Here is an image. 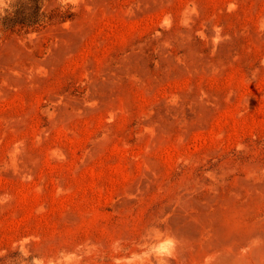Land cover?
Returning <instances> with one entry per match:
<instances>
[{"label": "rangeland", "instance_id": "obj_1", "mask_svg": "<svg viewBox=\"0 0 264 264\" xmlns=\"http://www.w3.org/2000/svg\"><path fill=\"white\" fill-rule=\"evenodd\" d=\"M0 264H264V0H0Z\"/></svg>", "mask_w": 264, "mask_h": 264}]
</instances>
